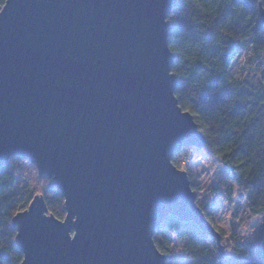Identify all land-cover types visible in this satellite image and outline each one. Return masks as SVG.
Here are the masks:
<instances>
[{
	"label": "water",
	"instance_id": "95a60500",
	"mask_svg": "<svg viewBox=\"0 0 264 264\" xmlns=\"http://www.w3.org/2000/svg\"><path fill=\"white\" fill-rule=\"evenodd\" d=\"M176 4L0 7V168L18 156L64 198L61 219L41 193L14 214L19 264H166L153 236L170 216L212 237L222 262L233 259L188 173L172 163L182 149L205 146L174 93L167 17Z\"/></svg>",
	"mask_w": 264,
	"mask_h": 264
},
{
	"label": "trees",
	"instance_id": "16d2710c",
	"mask_svg": "<svg viewBox=\"0 0 264 264\" xmlns=\"http://www.w3.org/2000/svg\"><path fill=\"white\" fill-rule=\"evenodd\" d=\"M5 1L0 0V7ZM176 3L167 19L171 26L168 47L175 59L171 70L177 78V102L193 115L205 136L201 150L228 169L230 179L243 190L248 211L264 215V86L239 81L231 73L234 60L247 50L246 45L250 46L253 58L264 54V22L260 21L258 11L259 4L264 8V0ZM259 61L261 67L264 59ZM24 165L36 170L18 156H12L0 168V264L22 261L23 255L14 244L16 233L11 219L25 209L36 193L43 195L47 210L54 217L61 219L65 215L61 193L48 189L47 177L39 179L37 173L36 182L41 184V190L34 189L22 176ZM17 181L18 190L12 194ZM262 223L259 236L250 247L236 246L227 251L233 255L228 263L218 258L212 237L174 216L160 225L153 238L156 248L166 256V264H175L169 255L178 244V259L188 264H264V220Z\"/></svg>",
	"mask_w": 264,
	"mask_h": 264
},
{
	"label": "rangeland",
	"instance_id": "374dc122",
	"mask_svg": "<svg viewBox=\"0 0 264 264\" xmlns=\"http://www.w3.org/2000/svg\"><path fill=\"white\" fill-rule=\"evenodd\" d=\"M246 46L247 50L242 51L241 57L234 60L231 73L239 81L244 79L252 85L261 83L264 86V64L259 66V59H264V54L253 58L250 46ZM172 163L178 170L188 173L192 189L197 193L196 203L221 233L225 250H232L236 246L250 247L259 236L264 215H254L248 211L243 190L230 179L228 169L216 158H210L204 150L195 148L180 151L172 158ZM24 166L22 176L34 189L40 191L41 184L36 182L35 177L37 171L31 166ZM19 183L17 181L13 186L12 194L18 190ZM239 193H242L240 199ZM177 246L172 248L170 260L175 264H188L178 259L180 248Z\"/></svg>",
	"mask_w": 264,
	"mask_h": 264
},
{
	"label": "clouds",
	"instance_id": "9594fccd",
	"mask_svg": "<svg viewBox=\"0 0 264 264\" xmlns=\"http://www.w3.org/2000/svg\"><path fill=\"white\" fill-rule=\"evenodd\" d=\"M250 55H251V53H250ZM262 103H264V101H262ZM75 232V231H74Z\"/></svg>",
	"mask_w": 264,
	"mask_h": 264
}]
</instances>
